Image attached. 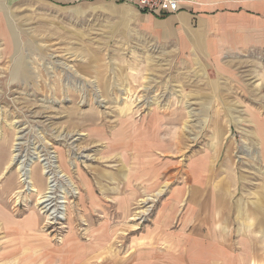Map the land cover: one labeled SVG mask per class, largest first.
Wrapping results in <instances>:
<instances>
[{
	"label": "rangeland",
	"instance_id": "374dc122",
	"mask_svg": "<svg viewBox=\"0 0 264 264\" xmlns=\"http://www.w3.org/2000/svg\"><path fill=\"white\" fill-rule=\"evenodd\" d=\"M195 1L212 17L263 2ZM101 3L0 0V264H187L198 230L207 255L260 262L264 38L227 47Z\"/></svg>",
	"mask_w": 264,
	"mask_h": 264
},
{
	"label": "crops",
	"instance_id": "0c3cea01",
	"mask_svg": "<svg viewBox=\"0 0 264 264\" xmlns=\"http://www.w3.org/2000/svg\"><path fill=\"white\" fill-rule=\"evenodd\" d=\"M43 2L51 3L56 7L60 8H72L74 4H79L80 8L85 9V13L91 12L88 11V8L93 3L99 2L100 6H102L101 1L102 0H42ZM116 1L118 3H127L129 4V9L135 13L139 17L152 19V20H165L172 18L174 23L176 25H179L176 27V31H181V34H185L188 37H194V39L200 38L202 36L206 35H222V34H231V39L226 40H218L217 42L223 46L227 47H233V48H246L248 45H250L252 41L258 42L259 36H262L264 38V0L261 2V5L259 7L254 8L252 10L243 7V5H236V10H233L232 12H218L215 13L212 16L207 15H194L191 11V8L195 4V0H193L192 3L182 5L181 10L176 15H169L165 18H160L156 15L147 14L144 12H141L137 8V1L138 0H112ZM99 6V7H100ZM98 7V8H99ZM160 29L158 32L160 33L162 31L163 34L167 33L172 28V24L169 21H165L163 23L159 24ZM173 28V31H175ZM260 44L263 42V39ZM191 41V40H190ZM190 41H184L185 44H188L186 46H193ZM232 43V44H231ZM234 44V45H233ZM264 43L261 44L263 46ZM190 192L192 193V201L195 202L197 199V206L200 205L199 201L202 195H204L205 198V187H192ZM221 188V189H220ZM220 189V190H219ZM219 190V191H218ZM215 191H217V194L213 193L214 200L213 202L216 203L217 206L224 205L226 202V197L228 196L227 191L222 187H215ZM214 191V192H215ZM188 195H189V191ZM196 192V194H195ZM187 195V196H188ZM181 195H178V197ZM186 197L184 195L181 196ZM203 198V199H204ZM191 200V199H190ZM189 202V200H188ZM214 203V204H215ZM202 207L204 208V204H202ZM187 239L190 241L188 242L187 250L184 251V258L189 262L187 264H263L264 259L259 262V258L255 257L257 256V253L255 250H252L251 252H248L244 255L243 251L240 250L235 252L234 255H232L231 260L228 258H224L223 254L220 251V258L219 255H216L215 257H211V255H207V248L210 249L212 247H219V245H210L209 247H206V238L202 235H200V232L198 230L197 237H190ZM191 245L193 247H191ZM196 246V252L190 253L191 249L195 248ZM222 257V258H221Z\"/></svg>",
	"mask_w": 264,
	"mask_h": 264
},
{
	"label": "built area",
	"instance_id": "2783aa9c",
	"mask_svg": "<svg viewBox=\"0 0 264 264\" xmlns=\"http://www.w3.org/2000/svg\"><path fill=\"white\" fill-rule=\"evenodd\" d=\"M193 0H138L139 11L165 18L169 15H176L182 5L190 4Z\"/></svg>",
	"mask_w": 264,
	"mask_h": 264
},
{
	"label": "bare ground",
	"instance_id": "6f19581e",
	"mask_svg": "<svg viewBox=\"0 0 264 264\" xmlns=\"http://www.w3.org/2000/svg\"><path fill=\"white\" fill-rule=\"evenodd\" d=\"M142 140V143L144 142V141H146V142H148L149 141V139L147 138V136H143L142 138H141ZM181 139V138H180ZM181 141V140H180ZM118 146V145H117ZM167 153V152H166ZM161 155V154H160ZM165 155V154H164ZM206 163V162H205ZM204 164V163H203ZM51 167V166H50ZM202 167V166H201ZM44 168V167H43ZM203 168V167H202ZM150 169H152V166L151 165H148V166H143V168L141 169V172H144V170H146V171H149ZM22 170L23 171H25L23 168H22ZM29 171V170H28ZM22 173V172H21ZM24 175H26V173L25 174H22L21 176H24ZM27 176V175H26ZM25 178V177H24ZM22 181V180H21ZM28 181V180H27ZM24 183H26L25 181H24ZM38 192V191H37ZM38 194H40V191H39V193ZM48 194V195H47ZM46 195L44 194L41 198H42V200H41V203H42V210H43V212L44 213H49L51 210H53L51 207H52V200H53V198H52V196H49L50 195V192L49 193H47ZM56 208V207H55ZM41 212V211H40ZM60 209L58 208V209H56L54 212H51L50 213V217L52 218V220L54 219H57V220H59L60 219ZM40 215V214H39ZM49 217V218H50ZM50 223V222H49ZM48 223V224H49ZM53 223V222H52ZM29 224V223H28ZM29 226V225H28ZM38 228V227H37Z\"/></svg>",
	"mask_w": 264,
	"mask_h": 264
}]
</instances>
